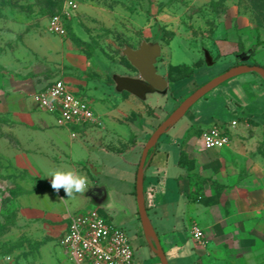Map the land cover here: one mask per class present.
<instances>
[{"label": "crops", "instance_id": "0c3cea01", "mask_svg": "<svg viewBox=\"0 0 264 264\" xmlns=\"http://www.w3.org/2000/svg\"><path fill=\"white\" fill-rule=\"evenodd\" d=\"M19 41L0 45V188H5L0 192H15L14 236L0 237V244L10 242L14 249L7 256L0 253V264H72L60 241L76 213L98 209L119 228H132L139 235L137 173L142 153L175 107L176 86L185 81L167 80V93L142 100L119 90L113 77L110 86L98 89L93 82L67 78L98 122L84 129L59 127L56 116L40 111L33 99L55 82H40V48L36 43L27 49ZM51 50L40 53L48 56ZM134 71L125 66L111 70L139 79ZM91 87L93 91L84 92ZM259 87L249 93L253 101L220 105L214 111L219 123L213 125H225L231 136V123L242 117L264 122V82ZM193 119H181L160 139L145 171L148 214L169 264H264V159L254 153V139L231 136L228 148L205 150L202 138L200 145L192 136L202 128ZM54 169L86 176L87 191L75 198H68L63 188L56 192L44 177ZM195 224L203 231L201 244L192 235ZM143 243L150 248L145 239ZM155 257L151 250L153 264ZM136 259L135 254V264Z\"/></svg>", "mask_w": 264, "mask_h": 264}, {"label": "rangeland", "instance_id": "374dc122", "mask_svg": "<svg viewBox=\"0 0 264 264\" xmlns=\"http://www.w3.org/2000/svg\"><path fill=\"white\" fill-rule=\"evenodd\" d=\"M69 2L77 7L68 8ZM54 13L66 17L65 37L51 35L47 30ZM10 39L13 42L20 39L19 42L25 43L21 46L27 49L38 44L40 62L36 72L42 84L69 78L75 83L93 82L97 89L110 86L112 69L125 66L135 72L124 54L126 48L138 50L144 43L157 46L161 51L156 65L159 74L173 84L185 81L182 87L176 86L173 113L197 90L195 86L240 65L264 67V46L254 56L248 54L258 39L264 42V0H0V45L5 46ZM46 49H52L53 54L41 55ZM206 51L213 56L211 66L207 65ZM263 82L256 73L230 79L196 103L181 123L194 117L202 128H197L192 136L201 145L203 128L219 123L214 111H220V105L233 106L231 100L253 101L254 95L251 98L249 93L257 92ZM93 87L84 92L93 91ZM231 124L232 138L254 139V153L264 159V122L242 117ZM184 164L191 167L187 159ZM14 197L15 192H0L1 221L8 217L4 231L0 230L1 238L8 239L15 233ZM126 231L137 257L136 264H153L151 249L143 243L141 224L139 235L132 228ZM13 249L10 242L0 244V253L6 256ZM155 261L161 264L157 257Z\"/></svg>", "mask_w": 264, "mask_h": 264}, {"label": "built area", "instance_id": "2783aa9c", "mask_svg": "<svg viewBox=\"0 0 264 264\" xmlns=\"http://www.w3.org/2000/svg\"><path fill=\"white\" fill-rule=\"evenodd\" d=\"M76 7L73 2L68 3V8ZM47 30L51 35L65 37L68 32L65 15L50 17ZM33 99L40 111L56 116L59 127L84 129L98 122L90 104L64 80L55 81L36 93ZM202 142L205 150L220 151L228 148L232 139L225 125H213L203 133ZM192 235L197 243H202L204 235L198 225L192 227ZM60 245L72 264H135V251L129 234L99 210L71 216L68 231Z\"/></svg>", "mask_w": 264, "mask_h": 264}, {"label": "water", "instance_id": "95a60500", "mask_svg": "<svg viewBox=\"0 0 264 264\" xmlns=\"http://www.w3.org/2000/svg\"><path fill=\"white\" fill-rule=\"evenodd\" d=\"M160 52L159 47H151L148 43H144L138 50H134L130 47L126 48L124 54L138 72L139 79L113 75V79L116 81L118 89L121 91H127L142 100H145L148 94L167 93L169 90V82L159 74L156 67L157 58L160 56ZM205 56L207 65L211 66L214 64L213 56L209 51H206ZM249 73H256L264 80V67L257 65H240L202 85L170 114L145 145L137 173V203L145 240L154 255L160 260L161 264H169V261L150 220L144 191L145 171L150 153L156 148L160 139L181 119H183L198 101L206 97L226 81ZM91 192L92 190H90V194Z\"/></svg>", "mask_w": 264, "mask_h": 264}, {"label": "clouds", "instance_id": "9594fccd", "mask_svg": "<svg viewBox=\"0 0 264 264\" xmlns=\"http://www.w3.org/2000/svg\"><path fill=\"white\" fill-rule=\"evenodd\" d=\"M44 177L50 178L51 187L56 192L63 188L68 198H75L76 194L83 195L88 189L87 177L75 170H49ZM45 198H48L47 195Z\"/></svg>", "mask_w": 264, "mask_h": 264}, {"label": "trees", "instance_id": "16d2710c", "mask_svg": "<svg viewBox=\"0 0 264 264\" xmlns=\"http://www.w3.org/2000/svg\"><path fill=\"white\" fill-rule=\"evenodd\" d=\"M57 14H60V13H54V14H52L50 17H52V16H55V15H57ZM261 46H264V42L263 41H261L260 39H258L257 40V42L252 46V48H251V51L248 53L249 55H250V57L251 56H254L255 55V52L259 49V47H261ZM257 66H259V65H257ZM153 151H151V153H152ZM150 153V154H151ZM8 218V217H7ZM6 218V219H7ZM5 226H6V221L4 222V223H1L0 222V230L1 229H3V231H4V229H5ZM4 233V232H3ZM1 237V236H0Z\"/></svg>", "mask_w": 264, "mask_h": 264}]
</instances>
